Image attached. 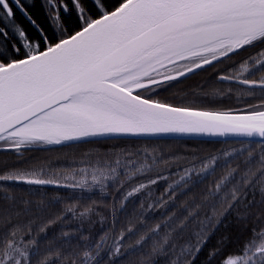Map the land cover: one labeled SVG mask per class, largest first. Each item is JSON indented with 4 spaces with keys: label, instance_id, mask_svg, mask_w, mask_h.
Returning <instances> with one entry per match:
<instances>
[{
    "label": "snow or ice",
    "instance_id": "1",
    "mask_svg": "<svg viewBox=\"0 0 264 264\" xmlns=\"http://www.w3.org/2000/svg\"><path fill=\"white\" fill-rule=\"evenodd\" d=\"M45 2L51 12L52 36L41 30L40 36L33 40L22 27L13 25L16 40L8 44L9 32L0 26L3 40L0 44V150L20 154L21 149L32 146L92 137L232 134L258 138V167L242 170L240 179L224 200L218 194L237 172L232 168L216 182L214 190L209 189L205 199L216 197L231 208L242 198L244 188L253 186L254 181H264V100L238 112H220L174 106L152 98L159 89L197 69L229 57L246 46L264 44V0H119L113 5L109 0ZM12 4L23 10L21 0H11V4L9 0H0V24L12 21ZM60 11L74 12L75 19H62ZM262 66L264 49L246 59L236 77L223 75L219 78L235 79L247 89L264 91V76L258 80L240 78ZM254 94L246 92L247 96ZM223 155L231 154L225 152ZM252 157L253 151H248V158ZM216 161L217 157L212 156L201 161L199 166L191 162V167L182 169L183 175L175 185L187 183L193 174L207 176ZM128 164L130 167L124 168V179L118 191L137 176H144L150 167L145 164L133 169L134 161ZM120 167L122 160L117 157L113 167L92 168L90 183L87 178L75 180L74 176H66L65 179L75 180L67 185L41 178L35 171L12 168L0 172V187L9 183L72 188L99 185L104 191L108 186L106 182L115 181L120 175ZM79 171L87 173L88 169ZM161 179L166 177L157 175L132 187L123 197L122 205ZM165 192L174 195V186L169 185ZM260 192L264 193V187ZM199 207L196 205L178 227L182 229L190 217L198 215ZM212 207L215 211V205ZM207 219L210 222L211 217ZM160 227L157 225L152 232ZM19 230L14 226L13 239H9L0 252V264H29L27 248L35 242L18 247L14 237ZM204 231L206 228L197 233V253L207 242ZM254 233L264 238V230L256 232L254 229ZM146 238L141 235L136 244L140 245ZM171 238L169 231L153 244L148 256L167 255L165 246ZM103 242L104 237H101L97 247ZM119 253L120 245L117 244L113 254ZM84 256L90 258V253L85 251ZM241 259L243 264H264V242H246ZM171 264L176 261L172 260ZM222 264H237V260L226 258Z\"/></svg>",
    "mask_w": 264,
    "mask_h": 264
},
{
    "label": "trees",
    "instance_id": "2",
    "mask_svg": "<svg viewBox=\"0 0 264 264\" xmlns=\"http://www.w3.org/2000/svg\"><path fill=\"white\" fill-rule=\"evenodd\" d=\"M9 2L11 4V0ZM118 2L109 0L110 5ZM21 5L23 10L12 4V21L0 24L9 32L8 44L16 40L13 25L22 27L33 40L40 36L41 30L52 36L51 12L45 0H21ZM68 6L71 8V4ZM60 15L62 19H75L74 12L60 11ZM0 44H3L2 38ZM261 49L264 44L246 46L171 82L153 93L152 98L174 106L220 112H238L248 105H258L264 100V91L247 89L235 79L226 81L219 77H236L241 71L240 65ZM263 69L264 66L254 68L240 78L258 80ZM248 91L255 94L247 96ZM248 151H253L251 159ZM258 151L256 142L251 141L125 138L41 144L21 149L20 154L0 150V172L12 168L35 171L41 178L58 180L61 185L81 178H87L90 183L92 168L113 167L117 157L122 160V167L118 169L120 175L115 181H107L104 191L99 185L72 188L9 183L0 187V252L7 241L13 239L11 232L16 226L20 229L14 237L18 247L24 248L29 241L35 242L27 248L29 264H171L172 260L176 264H222L226 258H238L237 264H243L241 256L246 242H264V238L254 233V229L256 232L264 230V193L260 192L264 181H254L253 186L244 188L242 198L231 208L216 197L207 200L205 197L209 189H215L216 182L236 168L237 172L218 194L227 200L242 170L258 167ZM225 152L231 155L225 157ZM125 153L133 155L126 156ZM212 156H216L217 161L207 176L193 174L187 183L175 185L183 175L182 169L191 167V162L199 166L201 161ZM128 161H134L133 169L145 164L150 167L144 176H137L118 191L117 187L124 179V168L130 167ZM81 168L88 172H80ZM157 175L166 179L145 187L122 205L127 191ZM66 176H74L75 180L65 179ZM169 185L174 186V195L172 192L166 194ZM196 205H200L198 215L190 217L185 226L179 228L180 222ZM207 217H211L210 222ZM157 225L161 227L153 233ZM205 228L203 234L208 237L207 242L197 253V233ZM169 231L172 238L165 246L167 255L150 258L148 253L153 244ZM141 235L147 238L137 245ZM101 237L104 242L98 248ZM117 244L120 253L115 255ZM85 251L90 253V258L84 256ZM213 252L216 254L210 256Z\"/></svg>",
    "mask_w": 264,
    "mask_h": 264
},
{
    "label": "water",
    "instance_id": "3",
    "mask_svg": "<svg viewBox=\"0 0 264 264\" xmlns=\"http://www.w3.org/2000/svg\"><path fill=\"white\" fill-rule=\"evenodd\" d=\"M209 111V110H206ZM115 138H125V139H179V140H208V141H251L256 142L258 138H247L243 136H237L228 134L225 136L220 135H205V134H177V133H168V134H158V135H141V136H108V137H92L79 141H71L64 143H74L81 142L86 140H96V139H115Z\"/></svg>",
    "mask_w": 264,
    "mask_h": 264
},
{
    "label": "flooded vegetation",
    "instance_id": "4",
    "mask_svg": "<svg viewBox=\"0 0 264 264\" xmlns=\"http://www.w3.org/2000/svg\"><path fill=\"white\" fill-rule=\"evenodd\" d=\"M262 76H264V69L262 70Z\"/></svg>",
    "mask_w": 264,
    "mask_h": 264
},
{
    "label": "rangeland",
    "instance_id": "5",
    "mask_svg": "<svg viewBox=\"0 0 264 264\" xmlns=\"http://www.w3.org/2000/svg\"><path fill=\"white\" fill-rule=\"evenodd\" d=\"M232 259H235V260H237V262L239 261V259H238V258H232Z\"/></svg>",
    "mask_w": 264,
    "mask_h": 264
}]
</instances>
